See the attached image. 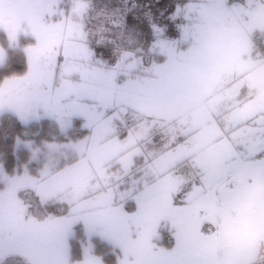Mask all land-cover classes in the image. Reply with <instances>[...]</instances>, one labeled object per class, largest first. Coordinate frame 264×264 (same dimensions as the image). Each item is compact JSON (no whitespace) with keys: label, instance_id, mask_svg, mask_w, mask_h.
Returning a JSON list of instances; mask_svg holds the SVG:
<instances>
[{"label":"snow or ice","instance_id":"snow-or-ice-1","mask_svg":"<svg viewBox=\"0 0 264 264\" xmlns=\"http://www.w3.org/2000/svg\"><path fill=\"white\" fill-rule=\"evenodd\" d=\"M54 8V0H0V30L13 44L21 35L27 40L23 71L0 79V113L21 126L46 119L65 133L63 141L44 144L60 158L35 173L27 164L9 173L0 161V261L103 264L91 244L73 260L79 223L117 250V264H264V232L248 244L237 239L249 200L264 212V107L234 122L209 112L195 125L162 133L157 112L170 65L144 66L155 81L133 79L122 67L126 56L96 60L86 37L58 23ZM148 28L167 36L150 19ZM175 43L164 51L170 55ZM74 129L75 137L67 135ZM134 168L139 179L122 187L121 176ZM27 191L41 205L62 204L63 215L38 224L24 204Z\"/></svg>","mask_w":264,"mask_h":264},{"label":"rangeland","instance_id":"rangeland-1","mask_svg":"<svg viewBox=\"0 0 264 264\" xmlns=\"http://www.w3.org/2000/svg\"><path fill=\"white\" fill-rule=\"evenodd\" d=\"M89 1L90 3L82 0H54L53 11L58 12L57 22L63 24L67 31H74L77 36L86 37L88 43L95 49L96 60L108 64L121 57L128 55L131 57L137 52L144 54L154 52L164 60L145 65H170L167 88L160 99L157 112V121L162 125L160 127L162 133L183 130L185 126L195 125L209 112L221 113L223 120L234 122L264 107V58L253 59L250 56L251 44H249L253 31L264 30V0H171L173 8L165 15V9H159L161 15L158 18L153 14V9L147 6L146 2L150 0ZM176 6H178V16L172 18L170 14ZM131 10L133 14H137L134 15L135 19L144 18L148 22L150 19L157 28L163 30L167 29L166 26L158 25L157 21L160 17L168 18L179 33V41L157 35L155 29H152L155 39L147 42L136 36L138 29L132 25L122 34L124 44L111 49L112 56L115 54L116 58L109 57L110 52L97 50L100 46L97 43L98 38L104 33L114 31V27L120 26L125 14ZM3 22L7 23V13ZM15 26L21 33L25 30L23 26ZM104 28L107 30L105 31ZM22 37L23 35L20 39ZM20 39L13 44L7 34L0 30V55L3 57L0 65L4 62L7 49L20 48L23 52L25 44L22 45ZM173 40L176 43L171 47L169 55L164 50L169 47L168 42ZM183 42L185 44H181ZM140 59V57L134 59V63H128L129 61L124 59L122 67L133 79L140 77L145 82L157 80L159 77L154 72H149ZM4 114L8 115L0 113V116ZM37 121L42 120L32 122ZM20 144L25 145L24 142ZM0 161L7 167L9 173L14 170L20 171L24 166V164L16 166L8 163L2 152H0ZM27 165L29 166V163ZM87 175L88 173L85 172L82 185H87ZM139 175L135 168L130 173L123 174L121 186H131L135 176ZM88 198L85 195L84 199ZM23 201L24 204L31 206L30 212L35 217L41 218L38 224L42 223L43 218L50 215L62 216L65 211L60 203H57L56 208L41 205L30 191L23 194ZM15 211L16 208L9 210V220L14 219ZM76 227H81V234L86 237L85 241H80L79 259H82L83 249L89 244L92 246L91 238L96 235L89 236L84 232L82 224L78 223L73 225V237L76 236ZM262 232H264V212L258 211L255 199L249 200L243 209V219L237 239L248 244ZM160 237L162 239L161 234ZM0 264H26V262L20 256H6Z\"/></svg>","mask_w":264,"mask_h":264},{"label":"trees","instance_id":"trees-1","mask_svg":"<svg viewBox=\"0 0 264 264\" xmlns=\"http://www.w3.org/2000/svg\"><path fill=\"white\" fill-rule=\"evenodd\" d=\"M83 2L90 3L89 0H82ZM142 1V0H139ZM145 1V0H144ZM145 3V2H144ZM147 6L153 9L154 17L158 18L159 9H165L164 15L167 11H170L173 8V2L171 0H150L146 2ZM136 10V9H134ZM127 22H122L120 26L114 27V31L104 33L103 36H100L97 40V43L100 45L97 50L110 52L109 57L116 58L112 56L111 49H116L117 47L124 44V34L125 29L130 26H135L138 31H136V36L142 40H152L153 39V30L148 28V21L146 19H135L133 11L125 14ZM158 25H165L167 36L165 38H172L179 41L180 36L177 35V30L172 25V21L168 18L160 17L157 21ZM120 28V30H119ZM106 31L107 29L104 28ZM119 30V31H118ZM109 31V30H108ZM140 39V40H141ZM20 42L26 44L27 41L24 37L20 39ZM187 42V41H186ZM189 43V42H187ZM185 44V42L181 43ZM249 44H251V53L250 56L259 60L261 57L264 58V30H255L252 32L249 38ZM187 45V44H186ZM94 48L95 45H93ZM182 46V45H181ZM188 46V45H187ZM121 49V48H120ZM143 56V57H142ZM106 58V56L104 55ZM145 64H151L152 62H162L161 56H158L157 53L146 52L140 53L137 52L133 56H127L126 61L128 63H134V59H138ZM25 67L24 63V53L20 48L17 49H7L6 57L2 65H0V79L10 75L11 73H20ZM129 122H131L129 120ZM78 134L77 130H72L67 133V135L75 137ZM19 137L21 142H31V148L26 147L25 145L16 143V138ZM65 138V133L61 132L57 125L49 120L43 119L42 121L29 123L27 126H21L18 124L14 118L8 114L0 116V152L5 154L8 163H13L16 166H22V164H28L30 170L35 173L42 165L45 163H55L60 157L58 153H48L44 147L45 142L47 143H57L63 141ZM38 149L36 156L33 157V150ZM50 158V159H49ZM31 163V165H30ZM135 179H139V176H135ZM57 207V203L53 202L45 205ZM76 236L73 237L70 241L72 249L73 260H78L80 258V241H85L86 237L81 234V227H76ZM160 234L162 236L161 242L164 244L169 243V235L166 229H161ZM92 243V252L96 257L101 258L103 264H117V250H115L112 245L108 242L101 240L99 237L95 236L91 238Z\"/></svg>","mask_w":264,"mask_h":264}]
</instances>
